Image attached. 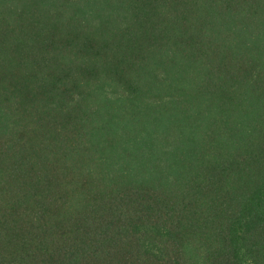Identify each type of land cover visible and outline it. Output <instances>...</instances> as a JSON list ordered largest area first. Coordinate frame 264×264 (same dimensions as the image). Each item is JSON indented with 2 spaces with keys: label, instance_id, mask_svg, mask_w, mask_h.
I'll list each match as a JSON object with an SVG mask.
<instances>
[{
  "label": "trees",
  "instance_id": "16d2710c",
  "mask_svg": "<svg viewBox=\"0 0 264 264\" xmlns=\"http://www.w3.org/2000/svg\"><path fill=\"white\" fill-rule=\"evenodd\" d=\"M0 264H264V0H0Z\"/></svg>",
  "mask_w": 264,
  "mask_h": 264
}]
</instances>
